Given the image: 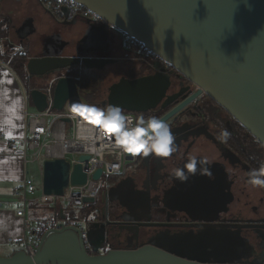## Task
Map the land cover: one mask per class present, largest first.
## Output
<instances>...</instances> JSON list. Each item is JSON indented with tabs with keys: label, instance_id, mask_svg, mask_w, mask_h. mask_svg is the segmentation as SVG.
Returning a JSON list of instances; mask_svg holds the SVG:
<instances>
[{
	"label": "water",
	"instance_id": "water-1",
	"mask_svg": "<svg viewBox=\"0 0 264 264\" xmlns=\"http://www.w3.org/2000/svg\"><path fill=\"white\" fill-rule=\"evenodd\" d=\"M74 1L95 13L103 22L100 28L88 27L87 30L105 31L107 25L134 37L197 87L160 119L169 124L178 111L204 93L264 147V0ZM89 54H83L80 49L75 56L44 53L29 57L25 69L30 78L55 75L76 64L88 71H99L117 62L116 58ZM169 80V75L162 72L133 79L121 77L108 86L101 105L104 108L115 105L136 113L150 111L164 97ZM49 86L31 88L26 93L36 112H42L48 106L59 111L66 103L76 101L78 85L73 76L56 77ZM126 154L131 160L132 153ZM87 159V155L79 156L80 161ZM101 172L96 169L92 179L99 180ZM85 182L86 173L80 163L70 168L69 162L62 158L42 162L41 192L46 195L60 197L68 183L79 186ZM111 190L112 187L103 192L104 221H87L86 237L92 254L87 252L76 226L61 225L42 236L32 256L19 249L7 256L0 255V264H264L256 261H200L152 243L106 250V241L111 234L109 225H120V229L129 231L134 228L133 237L139 227L155 225L137 222L131 226L127 220L110 221L107 205ZM83 201L90 204L95 199L84 198ZM58 210L59 218L64 219L61 205ZM122 235L124 237V233Z\"/></svg>",
	"mask_w": 264,
	"mask_h": 264
},
{
	"label": "flooded vegetation",
	"instance_id": "flooded-vegetation-1",
	"mask_svg": "<svg viewBox=\"0 0 264 264\" xmlns=\"http://www.w3.org/2000/svg\"><path fill=\"white\" fill-rule=\"evenodd\" d=\"M99 22L101 21H90V24L98 27ZM82 26V30L88 28L85 23ZM40 51L41 48L33 56H42ZM75 55L76 50L68 56ZM122 61L118 58L114 63L124 65L121 71H113L118 78L109 85L130 75L132 63ZM105 67L97 72L102 73ZM154 72L168 74L170 84L160 103L150 111V116L167 109L162 113L163 116L197 90L195 85L172 68L161 69L157 63L151 65V70L129 79ZM104 73L103 78L106 76ZM52 76L45 74L28 78L26 74L25 79L36 81L39 86L44 83L51 86L54 80ZM164 102L168 103L162 106ZM169 126L176 137L177 152L170 157H144L134 154V159L130 162L138 168L135 169L138 182L134 185L136 193H133V197L145 196L151 204L158 203L151 207V213L153 211L157 218L154 220L151 217L149 221L155 225L139 227L135 237L134 228L129 231L120 229V225H109L111 234L107 240L134 246L150 243V239H161L177 245L186 258L195 259L194 256L202 255L205 257L215 251L222 255L237 253L241 256L236 259L237 262H264V186H255L248 182L249 171L264 165V147L258 145L260 143L256 140L258 144L249 140L247 131L204 93L197 95L178 111ZM225 130L230 133L226 141L221 137ZM192 157L205 159L211 175L202 172L200 165L195 173L190 172L186 162ZM178 168H182L188 175L186 181L176 178L175 172ZM111 193H108V203ZM103 196L101 215L99 218L89 217L94 222L105 219ZM173 199L179 202L178 206L173 208L164 205V202ZM122 204L117 201L119 209ZM107 216L112 222L126 221ZM127 221L131 226L137 223Z\"/></svg>",
	"mask_w": 264,
	"mask_h": 264
},
{
	"label": "built area",
	"instance_id": "built-area-1",
	"mask_svg": "<svg viewBox=\"0 0 264 264\" xmlns=\"http://www.w3.org/2000/svg\"><path fill=\"white\" fill-rule=\"evenodd\" d=\"M40 7L59 21L65 20L64 9L70 17L79 15L91 22L101 21L99 17L82 7L74 0H37ZM102 22V21H101ZM122 50L128 54L140 58L149 59L152 65L157 63L161 69H169L170 66L152 53L144 43L126 34L121 36ZM1 63V61H0ZM76 106H87L80 97L76 101L65 104L62 110H53L48 106L42 112H29L24 109L25 129L20 138L6 140L9 150L20 152L25 163L28 161L41 166L45 159L62 158L69 162L70 168L80 163L86 173V182L83 185L74 186L68 183L64 188L63 195L56 197L41 192V182L38 184L39 195L36 193L37 186L26 175L19 189V199L15 215L21 220L23 235L20 240L21 249L32 256L42 238L61 225H74L80 230L81 238L88 253L93 250L88 244L86 237L87 220L74 219L65 215L60 218H36L26 215L28 204L38 201L41 204H51L77 209L86 204L84 198H96L98 180L92 179L96 169H101V176L124 177L127 174L128 160L127 151L118 143L115 134L108 133L99 125H93L78 112H74ZM128 118L130 126L135 123L136 117L132 113L123 112ZM65 119L69 121L66 122ZM30 151V158H28ZM87 155L86 161H80L79 156ZM99 178V179H100Z\"/></svg>",
	"mask_w": 264,
	"mask_h": 264
},
{
	"label": "rangeland",
	"instance_id": "rangeland-1",
	"mask_svg": "<svg viewBox=\"0 0 264 264\" xmlns=\"http://www.w3.org/2000/svg\"><path fill=\"white\" fill-rule=\"evenodd\" d=\"M2 3H3V0H0V11L3 10ZM0 18H2L1 12H0ZM74 18L78 19L76 17ZM54 20L56 23H60L58 22V20L56 19ZM14 24H18V25H14L15 26L14 28H10L7 39H4L0 43L1 52H5L4 44H5L6 50H9L11 47L15 49L17 48L19 49L20 47L17 46L18 45L17 43H19V45L21 46L20 44L21 41H23L24 39H27V36L32 34L35 28V26L33 25L34 23L30 21L29 18L24 19L22 22H15ZM60 24H63V23H60ZM85 24L89 28H92V27H94V29L96 28V26L93 23L92 24L85 23ZM99 25L100 26H98V28H100L103 25V22H99ZM56 26L57 25H54L52 27V31H50V33H48V35H45L44 37H40V36L35 37L33 36L35 34H32L28 41L30 47L32 46L36 47L37 46L36 42H40L37 47L41 48L40 52L42 54L47 53V54L57 55V54L62 53L65 56H68L65 53L72 54L74 53V50L77 51L79 49L82 51L83 54L84 53L93 54L95 52L104 53L108 49L106 47H112V48L114 47L116 49V52L114 51L113 53L109 52V55H112V54L115 55L116 57L122 59L123 60L122 62L126 61L125 59H128V57H124L126 52L122 51L121 42H119V40L116 38V35L112 29L108 28L109 30H105V31H102L100 29V31H98L94 29L87 30L88 28H85V30H82L83 29L82 25H76V26L71 25L70 27H67L66 30H63L58 27L54 28ZM64 32H66L65 34H67V32H70L72 34L71 38L70 37L67 38V35L64 36L63 35ZM29 51L31 52V54L36 53V50L34 49H30ZM123 65L124 64L107 65L105 67V70L102 71V73H98L100 80H102L100 82L101 86L99 88V93H101V95L104 94V97L106 96L107 88L109 84L118 78L116 77L118 75L114 74L113 71H121V68L123 67ZM131 65H134V64L132 63ZM103 72L106 73V76L104 78L102 77ZM77 96L80 97V99L84 101L86 104L92 100L91 94L85 93L83 91H78ZM27 110L29 112H36V110L34 109L33 105L30 102L28 104ZM28 158H30V151H28ZM135 169H138V168H136L133 163H129L127 167V175L123 178H120L117 184L111 186L112 193L109 194L110 201L108 203V209H107L109 218H114L118 220L126 219L132 222L136 221L138 223L139 222L140 223L149 222L151 217L154 220H156L157 218L156 215L153 213V211L151 213V207L153 206V204L157 205L158 203L153 202L151 204L150 201L147 198H145V196L137 195V197H133V193H136L134 185L138 182V180L135 177V174H136ZM25 174L37 186L36 193L37 195H39L40 192H39L38 184H40L41 182L40 167H38L36 163H31L28 161L25 164ZM105 178L106 176H102L98 180V187L101 188L103 192L107 191V189L109 188V185L106 184V182L104 181ZM228 178L230 179V177ZM247 188H250L249 185H247ZM218 189L219 187H217V190ZM111 199L113 201H111ZM117 201H120L123 203L120 209L117 207ZM84 205H87V204H84ZM164 205L172 206L173 208H175L176 206L179 205V202H177L175 199L171 201L167 200V202H164ZM71 209L72 211H74V214L70 218L82 219L79 216L78 208L77 209L71 208ZM111 228L113 227H110V229ZM106 243H107L105 245L106 250L109 249L110 247L119 248V247L131 246L128 243H120L118 241L111 243L107 240ZM150 243L156 246L165 248L171 252L182 255V252L179 250V247L168 241H164L161 239H150ZM212 252L213 253H209L208 256H205V257L204 255H202L201 257L194 256V258L200 261H236V259L241 257L240 255L234 252L227 253L225 255L218 254L217 252L215 253V251H212ZM0 255L4 256L5 253L0 252Z\"/></svg>",
	"mask_w": 264,
	"mask_h": 264
},
{
	"label": "crops",
	"instance_id": "crops-1",
	"mask_svg": "<svg viewBox=\"0 0 264 264\" xmlns=\"http://www.w3.org/2000/svg\"><path fill=\"white\" fill-rule=\"evenodd\" d=\"M3 10L0 11L2 19H7L11 28H14L15 22H22L29 18L35 26L33 36L44 37L52 31V27L66 30L71 24L56 23L39 5L37 0H3ZM83 25V24H79ZM67 38H71V33L67 32ZM20 43L26 46L30 36ZM40 42H36L37 46ZM19 45V43H17ZM17 45V46H18ZM30 49L39 51L38 47ZM18 49V48H17ZM14 49V50H17ZM0 51L1 54H8L12 49ZM69 55V53H65ZM33 56L34 54L29 53ZM0 252L9 255L15 250L21 249L20 240L23 235L21 220L15 215V209L19 199V189L25 174V162L20 152H12L6 140H14L23 135L25 129L24 109L28 107L25 87L21 79L8 66L6 62L0 59ZM20 79V80H19ZM10 81V82H9ZM40 192V190H39ZM41 204L38 201H32L28 204L26 215L36 218H55L54 206L51 204ZM20 244V245H19ZM4 255V256H5Z\"/></svg>",
	"mask_w": 264,
	"mask_h": 264
},
{
	"label": "clouds",
	"instance_id": "clouds-1",
	"mask_svg": "<svg viewBox=\"0 0 264 264\" xmlns=\"http://www.w3.org/2000/svg\"><path fill=\"white\" fill-rule=\"evenodd\" d=\"M73 111L78 112L93 125H99L106 132L115 134L118 143L128 153L144 157L150 155L170 157L177 152L175 134L167 122L156 116L148 118L139 116L130 126L128 118L119 106L109 105L106 109H98L94 106H76ZM229 136L230 133L227 130L221 133V137L225 141ZM198 165L201 166L202 172L211 175L205 159L192 157L186 162L187 169L192 173L197 171ZM175 176L182 182L188 179V175L182 168L176 170ZM248 182L255 186H264V165L249 171Z\"/></svg>",
	"mask_w": 264,
	"mask_h": 264
},
{
	"label": "trees",
	"instance_id": "trees-1",
	"mask_svg": "<svg viewBox=\"0 0 264 264\" xmlns=\"http://www.w3.org/2000/svg\"><path fill=\"white\" fill-rule=\"evenodd\" d=\"M65 11V20H63V24H71L72 26H76L79 24H83V23H90V21L86 20L85 18H82L79 15H73V16H69L67 15L68 12L64 9ZM50 15V14H49ZM52 16V15H50ZM53 17V16H52ZM74 17L78 18L75 19ZM106 28L111 29L109 26L105 25ZM10 24L8 23L7 19H2L0 18V43L4 40L7 39L8 35H9V31H10ZM116 35V38L119 40V42H121V36L122 34L118 31H116L115 29H112ZM21 45L19 49L14 50L15 48L11 47L10 49H12L11 51H9L8 54H1L0 55V59L4 62H6L8 64V66L15 72V74L21 79V81L23 82V85L25 87V91L26 93L28 92L29 89L31 88H46V86L48 85V83H44L43 86H39L38 82L36 81H28L26 80V69H25V64L26 61L29 57H32L31 55H29L30 53V48H29V43ZM1 47V45H0ZM5 47V44H4ZM26 47V48H24ZM29 48V49H28ZM116 52V50L112 47H108L107 51L104 53H99V52H95L93 54H89L91 56H96V57H112V58H116L118 59V57H116L115 55H109V52L113 53ZM123 51V50H122ZM124 52V51H123ZM119 56V55H118ZM124 57H128V59H126V61L133 63L134 65L131 68V72L130 75H126L128 78H131L132 76H137L140 74H143L146 72V70H151V65H152V61L149 59H143L140 58L138 56L132 55V54H128L125 53ZM61 75H70L73 76L76 79L77 85H78V91H83L85 93H89L92 96V100L87 103V106H94L98 109H106L107 107H102L101 102L105 99L104 94L101 95V93H99V88L101 86L100 82V78L98 75L97 71H88L85 70L83 66L81 65H72L70 67L67 68H63L59 73H56L55 75H53V79L56 77H59ZM49 82V80H48ZM54 83V80H53ZM27 100L28 102V96H27ZM123 112H127V113H132L134 115H136L137 117L139 116H144L145 118L150 117V111L147 112H143V113H138L136 114V112H129V111H124ZM167 111V109H164L163 111H160L159 113H157L156 117H160L162 115L163 112ZM136 117V118H137ZM244 130V128H242ZM246 131V130H245ZM247 136L248 139L253 141L254 143L258 144L255 139L247 132ZM261 145V144H258ZM262 146V145H261ZM123 178V177H114V176H107L104 181L106 182V184H108L109 186H113L115 184H117L119 182V179ZM102 195H103V190H101V188L98 187L97 189V194H96V198H95V202L87 204V205H83L82 207L78 208V213L79 216L85 220H89V217H95V218H99V216L101 215V209H102ZM54 210L57 211L59 209V204L57 203L56 205H54ZM63 208V214H65L67 217H71L74 214V211H72L71 208H67V207H62ZM58 212L54 213V217L55 218H59ZM119 248H123V247H119Z\"/></svg>",
	"mask_w": 264,
	"mask_h": 264
},
{
	"label": "snow or ice",
	"instance_id": "snow-or-ice-1",
	"mask_svg": "<svg viewBox=\"0 0 264 264\" xmlns=\"http://www.w3.org/2000/svg\"><path fill=\"white\" fill-rule=\"evenodd\" d=\"M10 82V81H9Z\"/></svg>",
	"mask_w": 264,
	"mask_h": 264
}]
</instances>
